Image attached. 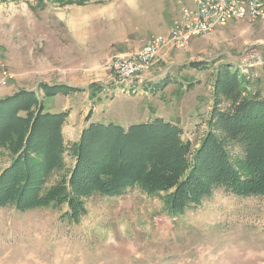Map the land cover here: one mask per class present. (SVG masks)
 Wrapping results in <instances>:
<instances>
[{
  "label": "rangeland",
  "instance_id": "obj_1",
  "mask_svg": "<svg viewBox=\"0 0 264 264\" xmlns=\"http://www.w3.org/2000/svg\"><path fill=\"white\" fill-rule=\"evenodd\" d=\"M185 5L187 0H0V63L13 75L0 87L34 89L40 98L42 85L79 88L44 97L46 110L60 112L57 106L70 101L74 114L86 109L95 122L161 118L178 125L194 150L210 129L222 132L209 122L221 65L249 81L243 96H264V16L192 37L182 49L163 47L130 85L118 83L117 64L136 60ZM94 83L114 88L91 99ZM225 105L222 99L218 107ZM230 149L234 156L241 152L238 145ZM71 154L65 152L67 170L75 162ZM9 163L0 149V171ZM161 195L137 187L118 196L92 194L85 198L86 213L73 223L62 216L65 204L23 212L0 207V264H264V197L218 187L200 205L171 216Z\"/></svg>",
  "mask_w": 264,
  "mask_h": 264
},
{
  "label": "trees",
  "instance_id": "obj_2",
  "mask_svg": "<svg viewBox=\"0 0 264 264\" xmlns=\"http://www.w3.org/2000/svg\"><path fill=\"white\" fill-rule=\"evenodd\" d=\"M230 69L223 64L215 74L209 119L222 132L210 129L194 150L178 125L161 118L126 127L91 122L79 141L67 146L63 126L69 112L46 110L44 97L79 88L42 85V98L36 90L0 98V149L10 158L0 171V207L23 212L65 204L62 216L73 223L86 213L90 195L118 196L136 187L150 195L163 192L171 216L200 205L218 187L237 196L264 197V96H243L249 81ZM107 88L114 85L91 84V99ZM222 99L227 101L223 110L218 107ZM232 145L241 147L238 156ZM66 151L75 156L70 170ZM55 175L59 179L51 182Z\"/></svg>",
  "mask_w": 264,
  "mask_h": 264
},
{
  "label": "built area",
  "instance_id": "obj_3",
  "mask_svg": "<svg viewBox=\"0 0 264 264\" xmlns=\"http://www.w3.org/2000/svg\"><path fill=\"white\" fill-rule=\"evenodd\" d=\"M264 16V0H193V5L183 6L181 17L175 21L169 35H154L136 52V60L118 63L122 81L135 77L143 67L152 62L163 47L185 48L192 37L209 34L231 21L244 19L254 22ZM115 66V65H114ZM13 77L0 63V86Z\"/></svg>",
  "mask_w": 264,
  "mask_h": 264
},
{
  "label": "crops",
  "instance_id": "obj_4",
  "mask_svg": "<svg viewBox=\"0 0 264 264\" xmlns=\"http://www.w3.org/2000/svg\"><path fill=\"white\" fill-rule=\"evenodd\" d=\"M187 2H188V5L189 6H192L193 5V0H187ZM181 9H180V12L177 15L176 19L174 20V22L171 23L172 25L170 26V28H167L166 30H164L163 32H165V33H163V34L160 33V34H157V35L167 36V35L170 34L171 28L173 27L175 21L178 20L181 17ZM240 21H245L246 22L247 20H244V19L234 20V21H231V22H229L228 24H226L224 26L218 27L216 30L222 29V28L228 26L230 23H233V22L236 23V22H240ZM140 81H142V80H140ZM130 82H132V79L125 80V81H121V82H118V83H120L121 85H123V87H127L128 85H130ZM29 90H34V89H29ZM14 91L15 90L13 89L12 86H9V87H0V97L6 96V95H10V94L14 93ZM60 94H62V93H58L55 96H59ZM72 104L73 103H71L70 101L68 102V104L66 106H63V107L60 106L59 104H57V105H59L57 107H60L61 108V111H66V109L69 110V115H68V117H67V119H66V121L64 123V126H63V137H64V140H65V143H66L67 146H70L72 143L79 141L83 129L89 123L95 122L91 117H90L89 120H87V116H88L87 112H88V110H86V109L84 111H81L79 113V116H77V113L74 114L73 110L70 109V108L74 109V107H75V106H72ZM152 119L153 118H150L149 117L148 119H146L143 122L152 121ZM101 123H103V122H101ZM120 125L126 127V126L131 125V124L125 123L124 125L123 124H120ZM69 154H71V153L69 152Z\"/></svg>",
  "mask_w": 264,
  "mask_h": 264
}]
</instances>
